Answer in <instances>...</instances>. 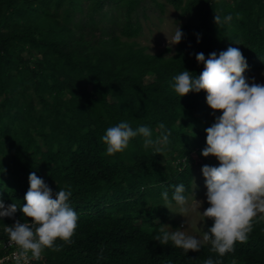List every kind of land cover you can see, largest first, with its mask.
Listing matches in <instances>:
<instances>
[{
	"label": "trees",
	"instance_id": "16d2710c",
	"mask_svg": "<svg viewBox=\"0 0 264 264\" xmlns=\"http://www.w3.org/2000/svg\"><path fill=\"white\" fill-rule=\"evenodd\" d=\"M165 2L184 21L171 57L127 41L157 0H0V239L57 219L35 264H264L260 218L207 204L202 245L162 228L231 118L214 91L264 69V0ZM244 120L229 177L264 185V110Z\"/></svg>",
	"mask_w": 264,
	"mask_h": 264
},
{
	"label": "rangeland",
	"instance_id": "374dc122",
	"mask_svg": "<svg viewBox=\"0 0 264 264\" xmlns=\"http://www.w3.org/2000/svg\"><path fill=\"white\" fill-rule=\"evenodd\" d=\"M157 2L162 4V9L155 5L145 6L146 14L139 19L140 37L127 41L143 48L147 54L171 57L184 21L178 19V12L165 0ZM152 80V76L145 79L146 82ZM212 109L231 117L221 134L219 147L207 156V162L195 159L190 194H177L164 201L168 219L162 228L183 243L202 245L210 242L203 220L207 204L224 210L234 219L257 217L264 221L263 181L255 178L233 181L228 173V164L239 151V146L228 145V138L244 126L246 111L264 110V69L251 72L249 78L235 88L216 89Z\"/></svg>",
	"mask_w": 264,
	"mask_h": 264
},
{
	"label": "built area",
	"instance_id": "2783aa9c",
	"mask_svg": "<svg viewBox=\"0 0 264 264\" xmlns=\"http://www.w3.org/2000/svg\"><path fill=\"white\" fill-rule=\"evenodd\" d=\"M58 220L39 212L32 221L14 225L6 238L0 239V264H35L39 257L38 238L57 231Z\"/></svg>",
	"mask_w": 264,
	"mask_h": 264
},
{
	"label": "bare ground",
	"instance_id": "6f19581e",
	"mask_svg": "<svg viewBox=\"0 0 264 264\" xmlns=\"http://www.w3.org/2000/svg\"><path fill=\"white\" fill-rule=\"evenodd\" d=\"M230 147H233V148H237L238 147V145L237 144H235V143H232V142H229V144H228ZM230 149V148H229Z\"/></svg>",
	"mask_w": 264,
	"mask_h": 264
},
{
	"label": "clouds",
	"instance_id": "9594fccd",
	"mask_svg": "<svg viewBox=\"0 0 264 264\" xmlns=\"http://www.w3.org/2000/svg\"><path fill=\"white\" fill-rule=\"evenodd\" d=\"M23 223V222H22Z\"/></svg>",
	"mask_w": 264,
	"mask_h": 264
}]
</instances>
